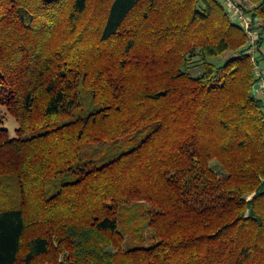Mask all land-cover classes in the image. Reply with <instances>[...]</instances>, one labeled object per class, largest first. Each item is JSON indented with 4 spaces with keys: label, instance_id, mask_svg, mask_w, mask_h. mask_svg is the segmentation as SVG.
Instances as JSON below:
<instances>
[{
    "label": "trees",
    "instance_id": "trees-1",
    "mask_svg": "<svg viewBox=\"0 0 264 264\" xmlns=\"http://www.w3.org/2000/svg\"><path fill=\"white\" fill-rule=\"evenodd\" d=\"M250 50L222 0H0V264H264Z\"/></svg>",
    "mask_w": 264,
    "mask_h": 264
},
{
    "label": "built area",
    "instance_id": "built-area-1",
    "mask_svg": "<svg viewBox=\"0 0 264 264\" xmlns=\"http://www.w3.org/2000/svg\"><path fill=\"white\" fill-rule=\"evenodd\" d=\"M222 3L229 9L233 18H237L240 25L244 28L248 35V45L251 48L252 60L255 63V69L257 77L260 79V91L264 95V68L258 66L255 54L258 52V27L262 25V22L256 20L253 21L247 14V10H252L255 5L249 0H244L239 3L237 0H222ZM257 64V65H256Z\"/></svg>",
    "mask_w": 264,
    "mask_h": 264
},
{
    "label": "rangeland",
    "instance_id": "rangeland-1",
    "mask_svg": "<svg viewBox=\"0 0 264 264\" xmlns=\"http://www.w3.org/2000/svg\"><path fill=\"white\" fill-rule=\"evenodd\" d=\"M239 3H242L243 1L242 0H237ZM234 20L236 22H239L237 18H234ZM263 52H264V43H263ZM258 54L256 53L255 54V57H257ZM224 59H216L215 62L216 63H221L223 62ZM262 64V65H261ZM258 62V66L261 67V68H264V60H262V62ZM195 65H197V63H195ZM257 65V64H256ZM198 67V66H197ZM196 67V68H197ZM256 70V69H255ZM197 71V69H196ZM257 75V74H256ZM258 94L264 98V95L262 94V92L260 91L259 89V92ZM263 95V96H262ZM0 116H3V120H4V126L9 129L10 133L12 136L16 135V130L18 129V124L16 123V121L14 120V118L6 111V109L3 107H0ZM217 164L216 161H213L212 162V166L214 167L215 165ZM126 244L128 245V241L126 242Z\"/></svg>",
    "mask_w": 264,
    "mask_h": 264
},
{
    "label": "water",
    "instance_id": "water-1",
    "mask_svg": "<svg viewBox=\"0 0 264 264\" xmlns=\"http://www.w3.org/2000/svg\"><path fill=\"white\" fill-rule=\"evenodd\" d=\"M255 89L256 90H259L260 89V84L259 83L255 85Z\"/></svg>",
    "mask_w": 264,
    "mask_h": 264
}]
</instances>
